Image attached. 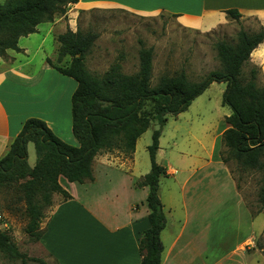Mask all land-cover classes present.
<instances>
[{
    "label": "crops",
    "instance_id": "0c3cea01",
    "mask_svg": "<svg viewBox=\"0 0 264 264\" xmlns=\"http://www.w3.org/2000/svg\"><path fill=\"white\" fill-rule=\"evenodd\" d=\"M92 9H122L147 17L165 14L179 26L203 33L233 24L248 32L264 28V0H77L64 14L21 36L20 51L6 50L0 56V158L30 117L43 120L67 144L78 145L71 131V96L77 83L47 59L64 64L56 37L66 30H81L79 15ZM228 9L240 13L238 21L228 16ZM48 40L50 51L45 48ZM247 66L258 70L255 83L263 87L264 38L242 68ZM225 128L226 124L215 128L207 124L199 126L197 134L187 131L196 143L195 152L176 148L173 140L176 166L167 160L157 162L166 170L158 186L165 216L161 264H264L256 246L264 232V213L260 212L262 222H255L257 214L250 212L220 158ZM137 140L130 159L118 151L99 152L92 162L93 180L63 179L61 186L70 197L53 195L38 240L39 248L56 264L140 263L139 238L149 222L148 189L133 186L140 177L135 170ZM160 151L159 142L155 158Z\"/></svg>",
    "mask_w": 264,
    "mask_h": 264
},
{
    "label": "trees",
    "instance_id": "16d2710c",
    "mask_svg": "<svg viewBox=\"0 0 264 264\" xmlns=\"http://www.w3.org/2000/svg\"><path fill=\"white\" fill-rule=\"evenodd\" d=\"M76 2L4 0L0 3V56L6 50L20 51L21 36L35 32L39 23L52 21ZM226 13L236 21L241 16L236 9H228ZM97 36L89 31L66 30L56 37L58 57L60 61L66 58L64 64L55 65L47 59L51 67L77 83L71 96V131L78 145L67 144L43 120L30 117L0 158V187L24 180L21 190L29 217L26 232L39 240L42 233L39 224L45 207L52 204L53 194L58 193L63 199L70 197L59 183L60 178L78 183L93 180L92 162L102 151H118L130 159L136 140L155 121L159 128L152 132L147 146L150 170L135 178L133 186L148 189L145 201L149 226L139 238V264H161L160 232L165 216L158 186L166 170L155 158L161 128L168 114L175 116L183 112L212 82L226 83L222 103L231 109L224 118L226 128L221 143L225 149L220 158L227 166L232 164L242 171L260 174L257 201L261 210L257 213L264 211V86L255 83L257 69H250L247 79L242 71L252 50L262 42L264 28L257 32L240 28L235 43L217 41L215 49L221 68L210 71L201 81L190 82L181 71L173 76H161L154 86H151L152 47L139 50L138 71L134 75L121 73L115 64L101 77L93 76L86 69L84 59ZM28 142L33 143L36 154L33 166L27 162ZM229 172L233 178L231 168ZM0 250L14 258H25L1 231Z\"/></svg>",
    "mask_w": 264,
    "mask_h": 264
},
{
    "label": "rangeland",
    "instance_id": "374dc122",
    "mask_svg": "<svg viewBox=\"0 0 264 264\" xmlns=\"http://www.w3.org/2000/svg\"><path fill=\"white\" fill-rule=\"evenodd\" d=\"M3 1L0 0V3ZM77 20V26L83 33L89 31L98 35L84 59L86 69L93 76L101 77L115 64L119 65L121 73L134 75L138 71L139 50L152 47L151 86L163 75L173 76L183 71L190 82H199L210 71L220 69L221 63L217 57L215 43L220 40L235 43L236 33L240 29L233 24L203 33L179 26L169 15L139 16L122 9H92L91 13H81ZM45 48L52 50L51 40L46 42ZM250 69V66L243 69L244 79L249 77ZM225 89V82H212L177 118L171 114L166 116L167 120L159 137L162 153L160 151L157 155L158 163L167 160L169 164L176 166L177 153L171 149L173 140H177L176 148L195 152L196 143L189 138L187 131L197 134L201 125L208 124L212 128L225 125L224 118L231 113L230 107L222 103ZM145 108H148V105ZM158 126L155 121L152 122L137 140L135 170L139 176L146 174L150 169L147 146L151 143L152 132L158 129ZM26 148L27 162L33 166L36 160L33 143L28 142ZM224 149L222 145L220 154ZM227 168H231L233 179L238 185L237 190L250 212L257 214L255 222L260 224L262 214L257 213L261 210L257 201L260 174L255 171H242L232 164ZM23 181L9 182L0 187V231L8 235L25 258H14L0 250V264H56L39 248L38 240L25 230L29 217L21 190ZM63 181V178L59 179L60 184ZM52 204L44 209L39 224L41 232ZM256 244L259 253L264 255V232Z\"/></svg>",
    "mask_w": 264,
    "mask_h": 264
}]
</instances>
